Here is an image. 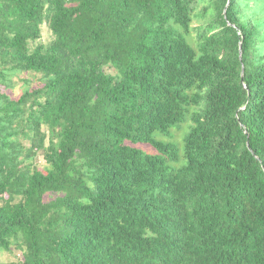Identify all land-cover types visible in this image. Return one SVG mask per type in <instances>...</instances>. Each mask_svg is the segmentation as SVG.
Wrapping results in <instances>:
<instances>
[{"label":"trees","instance_id":"16d2710c","mask_svg":"<svg viewBox=\"0 0 264 264\" xmlns=\"http://www.w3.org/2000/svg\"><path fill=\"white\" fill-rule=\"evenodd\" d=\"M12 248L21 264H264V0H0Z\"/></svg>","mask_w":264,"mask_h":264},{"label":"rangeland","instance_id":"374dc122","mask_svg":"<svg viewBox=\"0 0 264 264\" xmlns=\"http://www.w3.org/2000/svg\"><path fill=\"white\" fill-rule=\"evenodd\" d=\"M51 40V35L48 31V29L43 25L42 26V37H41V43H48ZM107 73H111L113 74V70L112 69H106ZM22 78H24V76H22ZM17 78L14 79L15 87L14 89L9 92V94L11 93V95L15 98H17L21 92V83L17 82ZM33 86H35V83H32ZM188 124L189 123H185L181 126V130L177 131V130H173L172 134L174 135L171 139H163L164 141H175L177 142L179 145L182 144V140H183V136L184 133L187 131L188 128ZM140 149L143 150L144 152L148 153V154H156V152L153 150V148L149 145H139ZM36 163H37V167L38 170L42 171L43 165H44V160H43V156L42 155H38L36 158ZM22 262V255L20 253V251L16 250L15 248H12L11 252H5L2 253L0 255V264H21Z\"/></svg>","mask_w":264,"mask_h":264}]
</instances>
